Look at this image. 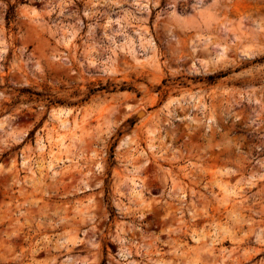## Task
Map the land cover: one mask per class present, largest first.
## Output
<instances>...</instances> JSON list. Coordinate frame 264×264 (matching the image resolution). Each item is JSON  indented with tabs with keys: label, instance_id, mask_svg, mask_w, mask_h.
<instances>
[{
	"label": "rangeland",
	"instance_id": "1",
	"mask_svg": "<svg viewBox=\"0 0 264 264\" xmlns=\"http://www.w3.org/2000/svg\"><path fill=\"white\" fill-rule=\"evenodd\" d=\"M0 264H264V0H0Z\"/></svg>",
	"mask_w": 264,
	"mask_h": 264
},
{
	"label": "bare ground",
	"instance_id": "2",
	"mask_svg": "<svg viewBox=\"0 0 264 264\" xmlns=\"http://www.w3.org/2000/svg\"><path fill=\"white\" fill-rule=\"evenodd\" d=\"M243 48L245 50H247L248 46H244ZM131 107L132 106H130V105L127 106L128 109ZM70 112H71L70 108H64V107H56V108H53L52 110H50L51 118L54 119L58 123V125H57L58 131L56 134H53V133L48 131V133L45 134L46 137L44 136L45 141H42L39 139L37 142V145H36L37 151L39 150L40 153H41V151H47V153L49 155L48 167L50 170L55 165L62 163V159L58 158L57 154L59 152H61L62 150H64V148L66 147L65 143H64V140L66 139L65 133L68 131L69 127L71 128L70 122H68V120H67V117L69 116ZM141 113H143V112H141ZM54 146H55V148H54ZM21 161H23V162H21L22 166L27 164V161H24V160H21Z\"/></svg>",
	"mask_w": 264,
	"mask_h": 264
}]
</instances>
